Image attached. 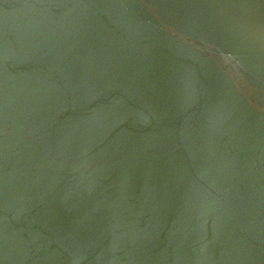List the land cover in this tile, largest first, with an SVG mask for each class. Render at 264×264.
Here are the masks:
<instances>
[{
	"label": "water",
	"instance_id": "water-1",
	"mask_svg": "<svg viewBox=\"0 0 264 264\" xmlns=\"http://www.w3.org/2000/svg\"><path fill=\"white\" fill-rule=\"evenodd\" d=\"M0 264H264V0H0Z\"/></svg>",
	"mask_w": 264,
	"mask_h": 264
}]
</instances>
